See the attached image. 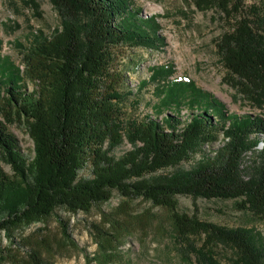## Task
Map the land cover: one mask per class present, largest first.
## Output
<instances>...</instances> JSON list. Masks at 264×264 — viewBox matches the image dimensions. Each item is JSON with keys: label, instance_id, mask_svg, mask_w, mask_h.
Returning a JSON list of instances; mask_svg holds the SVG:
<instances>
[{"label": "trees", "instance_id": "obj_1", "mask_svg": "<svg viewBox=\"0 0 264 264\" xmlns=\"http://www.w3.org/2000/svg\"><path fill=\"white\" fill-rule=\"evenodd\" d=\"M22 1L43 17L40 0ZM194 1L226 27L216 42L225 83L264 110V0ZM50 2L62 25L50 35L35 34L22 52L23 68L1 55L0 39V152L13 170L9 175L0 164V232L42 222L58 209L89 213L117 191L168 210L184 254L196 264H221V251L231 254L230 264H264V239L254 229L179 211L180 196L194 203L236 200L237 209L264 223V114L230 113L165 65L154 67L151 77L158 83L152 114L130 116L134 93L117 57L134 48H163L158 16L145 17L134 0ZM14 123L26 125L33 157L10 133ZM221 136L222 147L207 151ZM125 142L131 149L116 155ZM86 169L90 175H81ZM127 224L111 225L112 232L105 224L92 226L110 250ZM62 226L71 240L69 222ZM29 258L13 264H46L39 250ZM0 264H6L2 255Z\"/></svg>", "mask_w": 264, "mask_h": 264}, {"label": "rangeland", "instance_id": "obj_2", "mask_svg": "<svg viewBox=\"0 0 264 264\" xmlns=\"http://www.w3.org/2000/svg\"><path fill=\"white\" fill-rule=\"evenodd\" d=\"M256 1L245 0V3L251 5ZM134 2L145 17L158 16L165 45L161 49L124 50L117 57L116 66L126 74L134 93L131 97L135 103L128 104L127 109L130 116L136 118L152 114V106L158 101L155 93L158 83L151 77L154 67L165 65L174 66V78H189L198 87L213 94L230 113L264 114V110L249 106L224 81L227 72L221 63L216 42L226 27L219 15L213 11H200L194 0ZM40 4L43 17L37 16L22 0H0L1 55L10 58L17 66H23L22 52L24 47H29L35 34L44 32L50 35L62 25L50 0H40ZM144 82L146 85L141 86L140 83ZM8 129L18 140L25 156L33 157L34 142L26 125L14 123ZM223 144L221 136L218 142L205 148L214 152ZM130 149L131 145L125 142L115 150V154L121 156ZM199 159L197 156L192 163ZM0 164L7 174H13L12 168L1 160V152ZM184 167L189 168L190 164ZM81 175L88 176L90 172L86 169ZM179 211L190 215L196 211L201 219L230 228L249 227L264 239V223L237 209L236 200L199 199L194 203L190 197L180 196ZM63 221L69 222L71 240L65 239ZM126 222L127 231L122 232L116 246L108 250V246L103 245L106 247L103 249L100 232L92 225L105 224L106 229L112 232L111 225L118 228ZM33 249L40 251L46 264H196L193 256L184 254L168 210L154 207L143 199L123 197L117 191H113L109 202L94 206L89 213L71 214L58 209L42 222L0 232V255L6 259V264L30 259ZM221 253V264H230L228 259L231 254L228 251ZM110 257L114 260L105 262Z\"/></svg>", "mask_w": 264, "mask_h": 264}]
</instances>
